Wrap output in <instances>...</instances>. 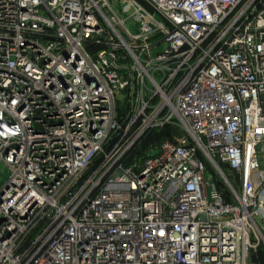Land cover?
<instances>
[{
    "label": "built area",
    "instance_id": "1",
    "mask_svg": "<svg viewBox=\"0 0 264 264\" xmlns=\"http://www.w3.org/2000/svg\"><path fill=\"white\" fill-rule=\"evenodd\" d=\"M0 165V264H257L264 0H0Z\"/></svg>",
    "mask_w": 264,
    "mask_h": 264
},
{
    "label": "trees",
    "instance_id": "2",
    "mask_svg": "<svg viewBox=\"0 0 264 264\" xmlns=\"http://www.w3.org/2000/svg\"><path fill=\"white\" fill-rule=\"evenodd\" d=\"M164 133L166 134L167 131H164V132L161 133V134H155V133H153L152 135H149V136L145 139L143 145L146 146V145H148L151 141H155V140L160 139V138L163 136ZM166 136H169V135H166ZM253 260L259 262L260 264H264V251L259 250V251H258V254H254V255H253Z\"/></svg>",
    "mask_w": 264,
    "mask_h": 264
},
{
    "label": "rangeland",
    "instance_id": "3",
    "mask_svg": "<svg viewBox=\"0 0 264 264\" xmlns=\"http://www.w3.org/2000/svg\"><path fill=\"white\" fill-rule=\"evenodd\" d=\"M0 168H2V166L0 165ZM3 177V176H2ZM1 177V178H2ZM4 177H5V175H4ZM1 180V179H0ZM2 182H4V180L2 181ZM259 250H262V251H264V245H260L259 246ZM256 254H258V253H256ZM255 262H257V261H255ZM257 264H260L259 262H257Z\"/></svg>",
    "mask_w": 264,
    "mask_h": 264
}]
</instances>
